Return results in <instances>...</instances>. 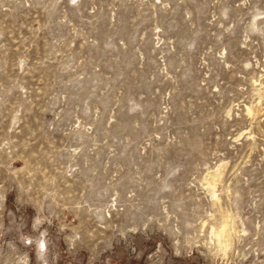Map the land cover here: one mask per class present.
Here are the masks:
<instances>
[{"label":"rangeland","instance_id":"374dc122","mask_svg":"<svg viewBox=\"0 0 264 264\" xmlns=\"http://www.w3.org/2000/svg\"><path fill=\"white\" fill-rule=\"evenodd\" d=\"M0 264H264V0H0Z\"/></svg>","mask_w":264,"mask_h":264},{"label":"bare ground","instance_id":"6f19581e","mask_svg":"<svg viewBox=\"0 0 264 264\" xmlns=\"http://www.w3.org/2000/svg\"><path fill=\"white\" fill-rule=\"evenodd\" d=\"M220 174H221L220 168H216V169L208 172L206 180L210 186L214 185L215 180L220 176ZM210 231H211L212 235L215 237V239L219 245H221V243H219L221 235L224 238L223 246H225L227 244V242L229 241L231 231H230V228L228 227L227 221H225V220L222 221L220 226L217 229L212 227V229Z\"/></svg>","mask_w":264,"mask_h":264}]
</instances>
